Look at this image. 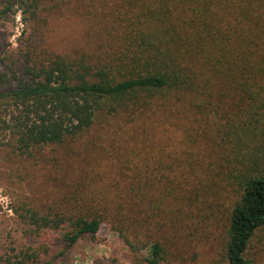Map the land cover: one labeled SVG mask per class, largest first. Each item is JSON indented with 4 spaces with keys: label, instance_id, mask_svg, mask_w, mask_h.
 <instances>
[{
    "label": "trees",
    "instance_id": "obj_1",
    "mask_svg": "<svg viewBox=\"0 0 264 264\" xmlns=\"http://www.w3.org/2000/svg\"><path fill=\"white\" fill-rule=\"evenodd\" d=\"M14 5L22 76L0 75V124L21 156L53 146L73 159L53 177L54 200L14 205L29 234L72 245L105 223L138 264H181L178 228L196 218L217 241L212 264H258L264 0H5ZM68 14L86 18L90 41L61 52L48 23ZM4 260L50 264L35 251Z\"/></svg>",
    "mask_w": 264,
    "mask_h": 264
},
{
    "label": "rangeland",
    "instance_id": "obj_2",
    "mask_svg": "<svg viewBox=\"0 0 264 264\" xmlns=\"http://www.w3.org/2000/svg\"><path fill=\"white\" fill-rule=\"evenodd\" d=\"M25 27L22 9L14 5L12 12L6 11L5 0H0V75L10 77L16 71L18 77L22 76L17 45ZM87 29L88 21L84 16H54L48 23L47 43L61 52L87 47L90 41ZM6 85L0 78V88ZM0 118L6 119V99H0ZM43 152L44 155L41 152L31 157L19 155L14 149V137L0 124V264L5 263V258L13 259L24 251H35L41 262L49 260L50 264H138L118 234L105 223L95 240L80 239L72 245L56 238L58 232L29 234L28 228L18 220L14 205L21 201L41 205L54 200L60 191L54 180L58 169L73 160L65 154L64 148L47 146ZM111 159L107 157L101 163L113 173L110 162L114 160ZM202 230L196 218L179 226L183 237L177 239L180 251L178 255L172 254L173 262L180 258L182 261L177 263L212 264L217 256V241L208 238ZM186 236L192 238L187 244L182 243ZM147 253L143 251V255ZM259 259L256 263L264 264V251Z\"/></svg>",
    "mask_w": 264,
    "mask_h": 264
}]
</instances>
